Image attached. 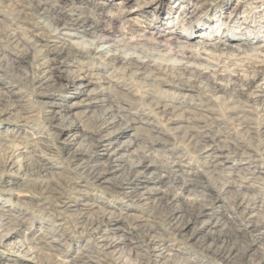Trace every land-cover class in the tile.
<instances>
[{
    "label": "rangeland",
    "instance_id": "obj_1",
    "mask_svg": "<svg viewBox=\"0 0 264 264\" xmlns=\"http://www.w3.org/2000/svg\"><path fill=\"white\" fill-rule=\"evenodd\" d=\"M170 33L186 36L179 39L186 50L166 44ZM50 59L63 61L64 79L48 78ZM79 70L97 88L108 87L113 103L126 105L127 115H118L115 127L128 117L137 121V128L125 129L132 141L125 158L154 162L159 193L140 200L141 191L126 188L130 177L117 178L123 186L115 179L101 186L76 171L54 142L49 119L57 107L49 109L46 102L63 105L57 122L78 127L72 148L94 155L89 160H97L99 133L115 128L102 125L101 112L67 111L82 96L71 72ZM0 77V165L6 166L12 147L27 164L21 177L13 178L19 185L24 181L19 190L0 184V217L18 226L16 238L40 254L29 261L0 246L1 262L264 264V0H0ZM41 142L55 147V155L47 153V145L36 147ZM99 161L113 178V164ZM44 162L56 167L54 174L39 169ZM45 185L54 190L49 197L41 193ZM66 203L76 210L83 203L112 214L124 210L131 215L120 223L125 237L141 247L104 250L92 227L70 215ZM96 215L92 212L89 222L94 224ZM156 246L165 259H154Z\"/></svg>",
    "mask_w": 264,
    "mask_h": 264
},
{
    "label": "bare ground",
    "instance_id": "obj_2",
    "mask_svg": "<svg viewBox=\"0 0 264 264\" xmlns=\"http://www.w3.org/2000/svg\"><path fill=\"white\" fill-rule=\"evenodd\" d=\"M25 14V13H24ZM23 23V22H22ZM22 28V27H21ZM26 28V27H25ZM38 28V27H37ZM41 34V33H40ZM170 35L173 36L172 41H166V44H169L170 46H172V44L176 45V48L178 47L179 50L183 51L186 50V45H184V43H182L181 41H179L180 37L181 38H186L185 35L182 34H172L170 33ZM82 38V37H81ZM87 40V39H86ZM33 42V41H32ZM89 42V40H88ZM92 42V41H91ZM120 42V41H119ZM18 43V42H17ZM39 43V42H38ZM37 43V44H38ZM41 43V42H40ZM140 43V42H139ZM27 44V43H26ZM34 44V43H33ZM89 44V43H88ZM200 43H197V45ZM221 45H226L225 43H222L221 41ZM58 46V45H57ZM143 46V45H142ZM55 47V46H54ZM135 47V46H134ZM198 47V46H197ZM226 47H230V44L227 45ZM246 47V45H245ZM59 48V47H58ZM143 48V47H142ZM255 48V47H254ZM6 49V48H5ZM69 49V48H68ZM66 51L67 54H70V52L72 51ZM91 49V48H90ZM235 49L239 50V47H236ZM256 49V48H255ZM177 50V49H176ZM250 50V49H249ZM10 51V50H9ZM26 51V50H25ZM55 51V50H54ZM178 51V52H181ZM257 51V50H256ZM47 52V51H46ZM60 52V51H58ZM238 52V51H237ZM42 53V52H41ZM62 53V52H61ZM236 53V51L234 52ZM230 54V53H229ZM239 55V54H238ZM230 56V55H229ZM237 56V55H236ZM48 57V56H47ZM114 57V56H113ZM137 57V56H136ZM71 58V57H70ZM131 58V57H130ZM129 59V58H128ZM128 59L126 60V65L129 67L130 63L128 62ZM136 59V58H135ZM159 59V58H158ZM48 61V59H46ZM50 65H48V72H49V79H53V80H61V78L64 79V77H66L65 75H62L63 71H61L59 68L62 66V62L57 63L56 59H50ZM130 60V59H129ZM43 61V60H42ZM49 62V61H48ZM57 63V64H54ZM179 63V62H178ZM133 64V63H132ZM176 64V63H175ZM72 73H75V77H76V84H77V89L79 90V93L81 92L82 96L78 99L72 102L71 105H67L66 108L68 112H73L74 110L78 107H82V112L84 113H90L93 114L95 112H101L102 115V119H103V124L104 122L106 123L104 126L105 128H107L106 126H112L114 125L117 121L115 120V118L119 115H124L126 116L127 113L126 111V105L121 106L119 104H115L113 103L112 97L110 95L107 94V92H105V89L108 87L103 86L104 84H102V86L100 88H97L95 86V83L93 80H91L89 78V76H87L86 74H84V72L82 70L79 71H71ZM91 75V74H90ZM163 77V76H162ZM1 78V77H0ZM96 79V78H95ZM169 79V78H168ZM7 83V82H6ZM10 83V82H9ZM166 83V82H165ZM164 83V84H165ZM171 83V82H170ZM99 85V84H98ZM108 85V84H107ZM12 86V85H11ZM119 86V85H118ZM10 87V86H9ZM113 87V86H112ZM113 89V88H111ZM128 89V88H127ZM108 90V89H107ZM8 91V90H6ZM110 91V90H109ZM7 93V92H6ZM121 93V91H120ZM128 93V92H126ZM190 93V92H189ZM9 94V93H8ZM122 94V93H121ZM10 95V94H9ZM8 96V95H7ZM113 96V95H112ZM125 96V95H124ZM11 97V96H10ZM38 98V97H37ZM116 100V99H115ZM242 100V99H241ZM139 101V100H138ZM46 106L49 109H53L54 107L58 108V107H62V104H58V103H51V102H46L45 103ZM168 104V103H167ZM11 105V104H10ZM21 105V104H20ZM130 105V104H129ZM213 105V104H212ZM15 106V105H13ZM164 106V105H163ZM208 106V105H207ZM3 107V106H2ZM130 107V106H129ZM245 107V106H244ZM56 108V111L53 115L52 118H50L49 120H51V124H53L55 127V134H54V138H55V143L56 145H60L62 147L63 150L66 151V153L70 156L71 161L74 163V169L76 171H80L81 173H85V175L87 174L88 177H91V179L93 178V180H95V182H98L99 184L102 185H110L112 184L110 181L115 179L114 182L117 184H120L119 186H121L123 183L120 182L121 180H123L124 178H132L130 179L127 184L129 187H126L129 190H137L141 191L139 194L143 195V197H140V200L146 199L148 198V196L152 193H159V180H156L154 175H155V168H154V162H149V163H145L142 165V163H138L137 160L135 161L136 163H131V162H127V158H125L127 156L126 154V150L128 146L131 145L132 141H131V137L130 135L125 133V129L129 126L132 128H137L136 127V120L129 118L123 122V123H118L117 127H115L114 125V129L110 130L107 133H103L104 134H100L99 133V137L98 139H96V143H95V147L97 148L98 153H96L95 158L97 160H89L90 157L94 156V155H87L86 152H83L80 148L78 147H73L74 145V140L80 135V131L78 130V127L76 125H71V127H69L68 125L65 126L66 127H62L60 126L61 124H59L58 118L60 117V112L61 110L58 108ZM214 108V107H213ZM250 108V107H249ZM2 109V108H1ZM23 109V108H22ZM245 109V108H244ZM261 109V108H260ZM55 110V109H54ZM200 110V109H199ZM191 111V110H190ZM250 111V110H249ZM2 112V111H1ZM64 112V111H63ZM130 112V111H129ZM206 112V111H205ZM15 113V112H14ZM38 113V112H37ZM16 114V113H15ZM143 114V113H141ZM262 114V113H260ZM264 115V114H263ZM1 116V115H0ZM130 116V115H129ZM200 116V115H199ZM218 116V115H217ZM33 117V116H32ZM250 117V116H249ZM31 118V117H30ZM29 118V119H30ZM123 118V117H121ZM21 119V118H20ZM24 120V119H23ZM28 120V119H27ZM26 120V121H27ZM101 120V119H100ZM122 121V119H120ZM140 121V120H138ZM210 121V120H209ZM48 122V121H47ZM142 122V121H141ZM244 123V122H243ZM34 124V123H33ZM81 124V123H80ZM224 124V123H223ZM24 125V124H23ZM101 125V126H102ZM100 126V127H101ZM140 126V124H139ZM199 126V125H198ZM196 127V126H195ZM99 128V127H98ZM113 128V127H111ZM110 128V129H111ZM139 128V127H138ZM32 129V128H31ZM81 129V128H80ZM83 129V127H82ZM109 129V127H108ZM128 129V128H127ZM146 129V128H145ZM144 129V131H145ZM148 129V128H147ZM104 130V129H103ZM134 130V129H133ZM153 130V129H152ZM46 131V130H45ZM135 131V130H134ZM160 131V130H159ZM2 132V131H1ZM23 132V131H22ZM25 132V131H24ZM40 132V131H39ZM52 132V131H51ZM50 132V133H51ZM80 132V133H79ZM97 132V131H96ZM4 133V132H3ZM27 133V131H26ZM25 133V134H26ZM29 133V132H28ZM41 133V132H40ZM134 133V132H133ZM191 133V132H190ZM43 134V133H42ZM192 134V133H191ZM16 135V134H15ZM39 135V134H37ZM53 135V134H52ZM157 135V134H155ZM195 135V134H194ZM32 136V135H31ZM42 136V135H40ZM39 136V137H40ZM82 136V135H81ZM84 136V135H83ZM35 137V136H33ZM13 138V137H12ZM121 139V141L119 142V144H116L117 140ZM133 138V137H132ZM48 139V136H43L41 137V140L43 142H46V140ZM7 140V139H6ZM10 140V139H9ZM15 140V139H14ZM40 140V139H38ZM40 140V141H41ZM77 140V139H76ZM37 141V140H35ZM34 141V142H35ZM49 141V140H48ZM78 141V140H77ZM155 141V140H154ZM224 141V140H223ZM4 142V140H3ZM41 142L39 145H37L36 147H38L39 149L42 148L44 143ZM94 142V141H93ZM144 142V141H142ZM157 142V141H156ZM200 142V141H199ZM226 142V141H225ZM8 143V142H7ZM12 143V142H11ZM15 143V141H14ZM48 143V142H47ZM50 143V142H49ZM201 143V142H200ZM9 145H11L10 143H8ZM7 144V145H8ZM20 144V143H18ZM26 144V143H25ZM1 145V144H0ZM162 145V144H161ZM34 146V145H33ZM50 145H47V148H45V150L47 151L48 154H54V149L55 147H49ZM92 146V145H91ZM8 148H10L9 146H7ZM12 147V146H11ZM32 147V146H31ZM94 147V145L92 146ZM157 147V146H156ZM174 147V146H173ZM94 149V148H93ZM153 149V148H152ZM161 149V148H160ZM28 150V149H27ZM44 150V149H43ZM167 150V149H166ZM62 151V150H61ZM92 151V150H91ZM26 152V151H25ZM34 151H32L33 153ZM8 153V152H6ZM162 153V152H161ZM217 153V152H216ZM1 154V153H0ZM20 150L16 147H12V149L10 150V155H8L7 158V162H6V166L0 165V184L2 186V188L6 191H11V190H19L22 186V184H24V181L22 182V184H18L15 183L14 179L16 180L18 177H21V173L24 171V166H26L27 164L25 163L26 160L20 158ZM25 154V153H24ZM27 154V153H26ZM37 154V153H36ZM203 154V153H202ZM220 154V153H219ZM28 155V154H27ZM55 155V154H54ZM161 155V154H160ZM163 155V154H162ZM166 155V154H165ZM164 155V157H165ZM225 155V154H224ZM30 153H29V158L30 157ZM36 158H38L39 160L41 159L42 161H44L41 157V154H37L35 155ZM43 156V155H42ZM52 155H50L51 157ZM131 156V155H130ZM45 157V156H44ZM106 158L107 161L111 162L113 164V171L111 172L114 177L110 179V177H108V173L106 174L103 166L101 167L100 165V159L102 158ZM148 157V156H147ZM167 157V156H166ZM222 157V156H221ZM220 157V158H221ZM227 157V156H226ZM53 158V157H52ZM94 158V157H93ZM141 158V156H140ZM151 158V157H150ZM26 159V158H25ZM29 159V160H30ZM34 159V158H32ZM47 159V158H46ZM54 159V158H53ZM178 159V158H177ZM225 159V158H224ZM48 160V159H47ZM157 160V159H155ZM223 160V159H222ZM6 161V160H4ZM3 161V162H4ZM151 161V160H150ZM186 161V160H185ZM216 161V160H215ZM54 162V161H53ZM179 162V161H178ZM183 162V161H182ZM222 162V161H221ZM106 163V162H105ZM110 163V164H111ZM184 163V162H183ZM204 163V162H203ZM217 163V162H216ZM223 163V162H222ZM53 164V163H52ZM109 164V163H108ZM186 164V163H185ZM214 164V163H213ZM57 165V164H56ZM220 166V165H219ZM105 167V166H104ZM177 167V166H175ZM242 167V166H241ZM26 168V167H25ZM53 167L52 165H48L46 164V162H44L43 164L40 163L39 164V169H41V171L46 173H50V174H54L53 171ZM184 168V167H183ZM182 168V169H183ZM188 168V167H187ZM164 169V167H163ZM214 169V168H213ZM58 170V169H57ZM189 170V169H188ZM187 170V171H188ZM230 170V169H229ZM56 171V170H55ZM61 171V170H60ZM108 171V170H107ZM216 171V170H215ZM234 171V170H233ZM260 171V170H259ZM180 172V171H179ZM58 173V172H57ZM162 173V171H161ZM160 173V174H161ZM178 173V172H177ZM111 174V175H112ZM159 174V173H158ZM171 174V173H170ZM157 175V174H156ZM256 175V174H255ZM15 177V178H14ZM123 177V179L121 180H117V178H121ZM264 177V176H263ZM14 178V179H13ZM191 178V177H190ZM260 178V177H259ZM126 179V181H127ZM166 179V178H165ZM232 179V178H231ZM234 179V178H233ZM253 179V178H252ZM188 180V179H187ZM186 180V181H187ZM191 180V179H190ZM193 180V177H192ZM257 180V179H256ZM92 181V180H91ZM189 181V180H188ZM232 183V182H231ZM257 183V182H256ZM190 184V183H189ZM203 184V183H202ZM187 184L185 182H182L181 186L186 187ZM242 185V184H241ZM79 186V185H78ZM93 186V185H92ZM123 186V185H122ZM127 186V185H126ZM189 186V185H188ZM43 189L41 190V193L46 194L48 197L52 195V193L54 192L53 188H50L49 186L45 185L42 186ZM77 187V186H76ZM122 188V187H120ZM204 188V187H203ZM249 188V187H248ZM2 189V190H3ZM48 191H45V190ZM102 189V188H101ZM114 189V188H113ZM126 189V191H127ZM140 189V190H139ZM100 190V189H99ZM125 190V189H124ZM162 190V189H161ZM190 190V189H189ZM248 190V189H247ZM17 192V191H16ZM24 192V191H23ZM130 192V191H129ZM18 193H20L18 191ZM245 193V192H244ZM27 194V192L25 193V195ZM72 194V193H71ZM126 194V193H125ZM128 194V193H127ZM138 194V195H139ZM260 194V193H259ZM262 195V194H261ZM38 196V195H37ZM77 196V195H76ZM121 196V195H120ZM152 196V195H151ZM25 197V196H23ZM82 197V196H81ZM53 198V197H52ZM127 198V197H126ZM129 198V197H128ZM69 199V198H68ZM84 199V198H83ZM124 199V198H123ZM21 200V199H20ZM27 200V199H26ZM80 200V199H79ZM264 200V199H263ZM17 201V200H15ZM22 201V200H21ZM44 201V200H42ZM51 201V200H50ZM81 201V200H80ZM79 201V202H80ZM74 202V201H73ZM72 202V203H73ZM211 202V201H210ZM50 203V202H49ZM57 203V202H56ZM33 204V202H32ZM97 205V203H96ZM33 206V205H32ZM222 206V205H221ZM67 211L69 212L70 215H74L77 216L78 218H80V220L82 221V224H85L87 227H92V232L95 235V238L97 239V242L99 244V246H101L104 250H107L108 252L114 254L117 251H122L123 250V246L126 245H130L133 248H140V244H138L137 241H135L134 239L131 238H126V232H125V227L124 225H120L121 221L123 219H128L130 218V214H127V212H125L124 210H120L118 214H112V212L108 211H103L102 209H93L96 206L93 204H82V207H80L81 209H75L71 204L66 203L65 205ZM64 207V208H65ZM109 207V206H108ZM47 208V207H46ZM43 209V208H42ZM93 209V211H92ZM106 209V208H105ZM114 209V208H113ZM118 209V208H117ZM7 210V209H6ZM64 210V209H63ZM136 210V209H135ZM206 210V209H205ZM10 211V210H8ZM66 211V210H65ZM92 211L97 212V215L95 217V219L91 220H97L94 224L93 222H89V216L92 215ZM245 213V212H244ZM250 213V212H249ZM135 214V213H134ZM204 214H208V213H204ZM248 214V212H247ZM7 215V212H6ZM140 215V214H139ZM246 215V214H245ZM249 215V214H248ZM5 216V215H4ZM7 217V216H6ZM18 217V216H17ZM4 218V217H3ZM2 217H0V246L5 249V250H12V252H14L17 258H22L25 260H33V259H37L38 258V253H36V251H33L32 248L31 250L28 249L24 246L25 244H23L22 241H20L18 238H16V236H18L19 234V227L18 226H11L8 225L7 222L3 219ZM8 218V217H7ZM123 218V219H122ZM9 219V218H8ZM15 218H13L14 220ZM25 219V218H24ZM102 219V220H101ZM23 220V219H22ZM204 220V219H202ZM140 222V221H138ZM205 222V221H204ZM257 222V220H256ZM16 223V222H15ZM13 223V224H15ZM21 223V222H20ZM25 223V222H24ZM77 223V222H76ZM79 223V222H78ZM77 223V224H78ZM151 224V223H150ZM53 225V224H52ZM22 227V226H21ZM41 227V226H40ZM45 227V226H44ZM50 227V226H49ZM252 227V226H251ZM28 228V227H27ZM43 228V227H42ZM46 229V228H45ZM21 230V229H20ZM52 230V229H51ZM55 231V230H54ZM66 231V230H65ZM89 231V230H88ZM156 231V230H155ZM45 232V231H44ZM48 232V231H47ZM43 234V233H41ZM56 234V233H55ZM157 234V233H156ZM23 235V234H21ZM63 236V235H62ZM61 236V238H62ZM21 237V236H20ZM29 237V236H28ZM36 237H40L36 236ZM44 237V236H43ZM49 237V236H48ZM51 237V236H50ZM25 238V237H24ZM23 238V239H24ZM30 238V237H29ZM28 239V238H27ZM34 239V237H33ZM52 239V238H51ZM60 239V238H59ZM63 239V238H62ZM50 240V238H49ZM64 240V239H63ZM62 240V241H63ZM26 241V238L25 240ZM37 241V239H36ZM47 241V239H46ZM66 241V240H65ZM158 241V240H157ZM35 242V240H34ZM33 242V243H34ZM51 243V245H54L56 243L55 240H50L48 241ZM174 242V241H173ZM38 243V242H37ZM40 243V242H39ZM43 244V243H42ZM46 244V243H45ZM147 244V243H146ZM167 244V243H166ZM30 245V244H29ZM68 245V244H67ZM27 246V245H26ZM31 246V245H30ZM50 246V245H49ZM153 246V245H152ZM159 246V245H158ZM153 247L154 251H157V255H155L156 257L154 259H165L167 254L165 255L163 250ZM64 247V246H63ZM167 247V246H166ZM57 248V247H56ZM82 248V247H81ZM168 248V247H167ZM43 249V248H42ZM176 249V248H175ZM40 250V249H38ZM50 250V248H49ZM53 250V249H51ZM90 250V249H89ZM171 251V249H170ZM169 251V252H170ZM38 252V251H37ZM53 252V251H52ZM63 252V250H62ZM77 252V251H76ZM85 252V251H84ZM143 252V251H142ZM176 252V250H175ZM60 253V252H58ZM75 253V252H74ZM95 253V252H94ZM171 253V252H170ZM169 253V254H170ZM76 254V253H75ZM91 254V253H90ZM93 254V253H92ZM123 254V253H122ZM178 254V253H177ZM58 255V254H57ZM78 255V253H77ZM76 255V256H77ZM82 255V254H81ZM75 256V255H73ZM79 256V255H78ZM77 256V258H78ZM99 256V255H98ZM169 256V255H168ZM179 256V255H178ZM83 257V256H82ZM94 256L91 257V259L93 260V262H95L97 260V258H93ZM64 258V257H63ZM68 258V257H67ZM73 258V257H72ZM66 259V258H65ZM64 259V261H65ZM169 259V258H168ZM187 259V258H186ZM21 260V259H20ZM39 260V259H37ZM100 261V260H99ZM156 261V260H155ZM160 261V260H159ZM69 262V260H68ZM87 262V261H86ZM120 262V261H119ZM66 263V262H65ZM72 263V262H71ZM70 263V264H71ZM85 263V262H83ZM105 263V262H104ZM0 264H7L5 262H1ZM11 264V263H10ZM73 264V263H72ZM82 264V263H81ZM90 264V263H89ZM103 264V263H102ZM106 264V263H105ZM153 264H167L165 261L159 263V262H155ZM190 264V262H189Z\"/></svg>",
    "mask_w": 264,
    "mask_h": 264
}]
</instances>
